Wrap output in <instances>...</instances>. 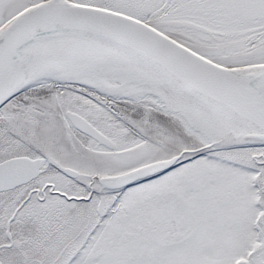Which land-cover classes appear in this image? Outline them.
<instances>
[{"label": "snow or ice", "instance_id": "obj_1", "mask_svg": "<svg viewBox=\"0 0 264 264\" xmlns=\"http://www.w3.org/2000/svg\"><path fill=\"white\" fill-rule=\"evenodd\" d=\"M0 264H264V0H0Z\"/></svg>", "mask_w": 264, "mask_h": 264}]
</instances>
